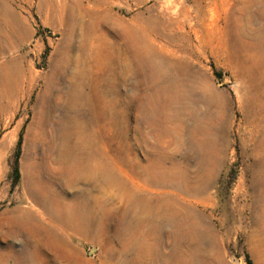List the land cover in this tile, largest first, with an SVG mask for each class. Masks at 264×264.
<instances>
[{"label": "rangeland", "instance_id": "1", "mask_svg": "<svg viewBox=\"0 0 264 264\" xmlns=\"http://www.w3.org/2000/svg\"><path fill=\"white\" fill-rule=\"evenodd\" d=\"M0 264H264V0H0Z\"/></svg>", "mask_w": 264, "mask_h": 264}, {"label": "bare ground", "instance_id": "2", "mask_svg": "<svg viewBox=\"0 0 264 264\" xmlns=\"http://www.w3.org/2000/svg\"><path fill=\"white\" fill-rule=\"evenodd\" d=\"M162 10H164L165 15L171 16V9L169 7L168 4H164L163 6H161ZM160 214V213H159ZM160 219V218H159ZM162 219V218H161Z\"/></svg>", "mask_w": 264, "mask_h": 264}]
</instances>
